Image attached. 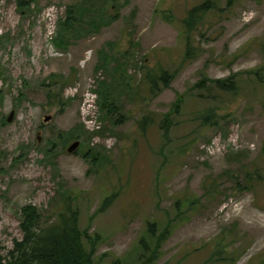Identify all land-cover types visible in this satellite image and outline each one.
Returning a JSON list of instances; mask_svg holds the SVG:
<instances>
[{
  "label": "rangeland",
  "instance_id": "1",
  "mask_svg": "<svg viewBox=\"0 0 264 264\" xmlns=\"http://www.w3.org/2000/svg\"><path fill=\"white\" fill-rule=\"evenodd\" d=\"M69 202L96 264H264V0H0V253Z\"/></svg>",
  "mask_w": 264,
  "mask_h": 264
},
{
  "label": "trees",
  "instance_id": "2",
  "mask_svg": "<svg viewBox=\"0 0 264 264\" xmlns=\"http://www.w3.org/2000/svg\"><path fill=\"white\" fill-rule=\"evenodd\" d=\"M37 0H18V4L23 9L30 8L31 4ZM207 10L206 5L196 6L189 11L188 26L201 17ZM72 10L67 19L62 21L64 27L70 26ZM192 21V22H191ZM63 27V26H62ZM67 29V28H66ZM192 47L188 45L187 55L190 57ZM152 89H158L162 82L168 86L171 81V74L164 71L161 75L150 76ZM218 87L222 90H235L236 86L232 80L216 81ZM159 90V89H158ZM210 113V111H209ZM212 118L211 113L205 116V120ZM147 121L146 118H143ZM148 122V121H147ZM211 122V121H210ZM112 197H107L103 203L104 207L110 205ZM80 212L69 202L67 207L61 211L58 217L46 223L42 219L39 210L32 205L25 206L22 210L23 220L21 229L23 236L15 239L14 245L6 254L0 253V264H96L93 256V250L86 247V242L92 246L94 242L88 232L80 227ZM154 223L148 224V233L152 236L156 234ZM145 250L150 251V255L142 259L144 263H150L155 258L157 249L151 251L150 244L146 239H142ZM112 264H127L120 259L113 260Z\"/></svg>",
  "mask_w": 264,
  "mask_h": 264
},
{
  "label": "water",
  "instance_id": "3",
  "mask_svg": "<svg viewBox=\"0 0 264 264\" xmlns=\"http://www.w3.org/2000/svg\"><path fill=\"white\" fill-rule=\"evenodd\" d=\"M14 117V111H12L8 117V120L11 121ZM51 118V116H46V120H49ZM80 145V140H75L74 142L71 143V145L68 147V151L69 152H74L77 150V148Z\"/></svg>",
  "mask_w": 264,
  "mask_h": 264
}]
</instances>
